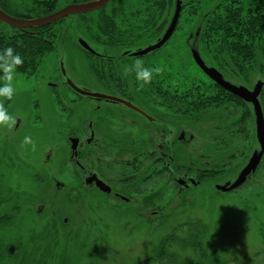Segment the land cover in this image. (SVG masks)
Instances as JSON below:
<instances>
[{
	"label": "rangeland",
	"instance_id": "1",
	"mask_svg": "<svg viewBox=\"0 0 264 264\" xmlns=\"http://www.w3.org/2000/svg\"><path fill=\"white\" fill-rule=\"evenodd\" d=\"M70 1L59 4H75ZM225 1L182 0L174 35L162 48L143 57L124 59L125 54L143 50L163 37L176 0L172 9L160 10L143 0H112L101 10L55 23V49L36 56L34 70H17L16 94L11 100L0 98L17 119L13 130L0 128V264H264L259 255L264 249V159L257 173L238 190L224 193L216 188L233 182L260 150L252 105L242 107L230 99L228 106L221 104L212 111L195 104L196 98L214 91L216 85L197 66L195 51L208 67L222 60L226 74L222 75L233 84L253 91L259 81L264 82L260 69L264 52L244 77L226 69V55L217 60L211 52L205 16L212 21V11ZM0 30H5L3 25ZM81 40L103 56L109 53L110 64L108 58L89 55ZM137 58L146 67L163 69L143 89L134 72L124 73L125 66ZM67 79L93 91L131 99L155 122L150 126L138 113L123 114L121 106L77 95L68 88ZM164 90L166 96L161 95ZM259 100L264 110V87ZM246 108L252 109V116L243 126L234 127ZM194 109L197 119L186 115ZM127 113L137 124L152 128L148 137L134 136L138 141L133 144L150 147L162 128L168 130L169 138L178 127L184 129L188 140L168 147L172 149L170 165L179 157L184 173L196 171L193 178L198 184L179 188L175 178L182 174L169 175L166 180L155 161L140 157L139 151L131 161L134 171L119 172L126 165L120 159L111 162L109 151L104 150L101 159L89 156L88 167L120 184L118 189L130 197V203L87 187L81 170L71 161L70 138L86 141L88 123L103 124V145L125 152L122 159L127 163L129 151L115 145V136L124 135ZM136 132L133 128L132 134ZM26 135L36 141L37 151L29 148L22 155L20 145ZM230 146L236 150L235 158L228 154L233 150ZM219 148L221 159L214 154ZM241 155L247 159L240 169ZM215 157L225 168L222 175H202L214 166ZM126 176L134 177L131 186L121 181Z\"/></svg>",
	"mask_w": 264,
	"mask_h": 264
},
{
	"label": "trees",
	"instance_id": "2",
	"mask_svg": "<svg viewBox=\"0 0 264 264\" xmlns=\"http://www.w3.org/2000/svg\"><path fill=\"white\" fill-rule=\"evenodd\" d=\"M62 1L64 2L65 0H29L31 4H27L25 0H0V9L16 18L35 19L60 10L65 6L59 4ZM91 1L94 0H71L69 3L80 4ZM143 1L151 3L150 5L157 7L158 10L167 6L172 9V2H174V0H158V2H155V0ZM205 17L208 24V45L210 46L212 54L216 56L217 60H220L219 57L221 56H227L226 69L231 68L234 73L241 77L250 75V70L253 69V65L257 64L259 53L261 51L264 52V0H227L212 11V21L211 19L208 20L209 16ZM0 25H3L5 28V30H0V49L12 47L24 58L23 66L17 69L19 72L27 73L34 70L36 67V60L34 58L55 49V27L57 25L55 23L47 27L25 30L2 22H0ZM216 34L217 37H215ZM222 66L223 61L220 60L213 67L225 76L226 74ZM260 69L264 73V65H261ZM0 86H2V80H0ZM214 86V91L205 93L203 97L195 99L197 107L200 106L203 108L202 110L212 109L213 111L221 104L228 106L230 102L239 104L242 107L247 106V104L250 105L233 93L223 89L218 84ZM251 110L249 108L243 109L240 115L242 118L238 119L234 127L237 126L239 128L238 124L243 126L247 123L249 117L252 116ZM222 144L228 145L227 140H222ZM230 148L233 147L230 146ZM220 149L218 151L215 150L214 154L220 155ZM235 153L236 150L234 148L233 150L229 149L228 154L231 158H235ZM243 156L241 155V157ZM217 158L221 159L223 157L220 155ZM245 158H242V163L239 165L240 169L247 159ZM213 160L214 166L202 172V175H210L212 178L222 175L225 169L221 166L223 163L217 161L216 157ZM199 176L201 175L199 174ZM237 177L232 178V180L234 181ZM259 255L264 257V249Z\"/></svg>",
	"mask_w": 264,
	"mask_h": 264
},
{
	"label": "flooded vegetation",
	"instance_id": "3",
	"mask_svg": "<svg viewBox=\"0 0 264 264\" xmlns=\"http://www.w3.org/2000/svg\"><path fill=\"white\" fill-rule=\"evenodd\" d=\"M87 44L90 46V48H92V50L94 51L93 53H91L90 51L86 50L85 48H83L89 55L94 56L95 58L101 59V60H105L107 59V64H110V59H112L108 54V57L101 55L92 45H90L88 42ZM104 50H107L106 48H104ZM107 52V51H106ZM124 59L126 58H134V56H132V53H128L124 55ZM110 67L112 65H109ZM108 68V66H107ZM111 70V68L109 69ZM119 71V70H117ZM109 73V71H108ZM65 72L63 73V76L65 77ZM100 75H106V73H100ZM226 78V77H225ZM227 79V78H226ZM69 82H72L77 88H79L82 91H85L86 93H89V95H83L80 94L74 87L71 86V84ZM66 84L68 86V88H70L73 92H75L77 95H80L82 97H89L90 99H95L97 101H105L108 105H112L115 107L121 106L123 109H120V113L125 114L126 112H133V114L137 115V113L144 117L143 119L145 120V118L148 121V124L151 126V124H153L155 122V118L150 115L149 113L146 112L145 109H141L138 104L134 103L133 100L128 99V98H123L121 96H119V94H112V93H106V92H98V91H93L89 88H86L80 84H77L75 82H73V80L71 79H67L66 80ZM236 85H242V84H237L234 83ZM167 90H164L163 93L161 95L166 96ZM95 95H103L106 97H110V98H117L120 99L122 101L131 103V106H128V104L125 103H121V102H116L113 101L111 99H106V98H98ZM124 106V107H123ZM185 107V105H184ZM253 108V106H252ZM127 109V110H126ZM197 109V107H196ZM98 110V109H97ZM119 111V110H118ZM117 111V112H118ZM253 113H254V108H253ZM128 114L125 117L124 120V126L122 131H124V135H116L115 139V145L119 146L121 150H128V155H130L131 159L125 163L123 162L124 159H122L125 155V152H122L120 150H118L116 148V150H114L112 147L110 146H104L103 145V137H104V130H103V124L101 125H97L95 124V122L90 121L88 123V127H87V137H86V141L81 140V137H71L70 138V142H71V147H72V156H71V161L75 162V164L79 167V169L81 170L83 177L85 179V184L87 187H89L90 189H94L96 188L98 191H100L101 193L107 195V196H111L114 195V197L116 199H120L125 203H130V197L123 194L121 192V190L118 189V186L120 184H114L112 181H109L108 179H106V176H104L101 172L98 171H93L91 169H89L88 167V163L89 162V156L92 158H97V159H101L102 158V154L104 152V150L109 151V158L111 159V162H113L112 160H115L116 162H118V159H120V163L126 165L125 168H119V172H125L128 169L133 170L134 168L132 167V163L131 161L136 160V156H137V151H139L138 155H140V157H147L150 158V161H155L156 167H160V174L161 176L165 177V179L167 180L169 175H183L180 176L178 178H175L176 184L179 186V188L181 187V189H188L190 187V183L192 185L198 184L196 183V180L193 178L195 172H187L184 173V168L182 165L179 164V157L176 156V160L174 158V165H170V163L172 162V152L169 151L172 149H168V147L170 145L173 144H184L187 140H188V135H186L185 130L182 129L181 131H179V127L178 129H176V135H173V133H170V138L168 137V130L166 128H162V130L159 132V135H157L158 132H156V139H154V141H156L153 145H150V147L147 146H143V145H137V144H133V142L138 141L135 137H137L138 139L142 138L143 136L148 137L150 134H152V128H148L145 127V125L143 124H137L135 118H131L130 114ZM188 117L192 118V119H197L198 114L195 111V109L193 110V112H188L186 114ZM182 116H184V111H182ZM255 116V114H254ZM117 122L120 124L122 121V118H117ZM166 119V118H165ZM162 121H165L164 119ZM119 127V126H118ZM183 127V126H180ZM117 128L114 127V130ZM133 128L136 129L138 132H136L134 135L132 134ZM111 133V131L109 132ZM148 135V136H147ZM135 136V137H134ZM191 141H194V135L191 134V136L189 137ZM113 139V137H112ZM114 140V139H113ZM189 140V141H190ZM188 141V142H189ZM101 142V143H100ZM75 148H73L74 144ZM158 144V145H157ZM102 148L103 150H101L100 148ZM137 147H139V149H137ZM150 148V149H149ZM79 150H81L79 152ZM98 150V151H95ZM175 151V150H174ZM178 151H179V147H178ZM178 152H175V155ZM140 159V158H139ZM170 161V162H169ZM175 161H177L178 163H175ZM120 167V164H119ZM134 171V170H133ZM142 172V169L141 171ZM134 177L131 176H126L123 177V180H121L124 185H132V180ZM174 179V177H173ZM101 182L102 184H104L103 186H99L98 183ZM106 185V187H105ZM61 185L58 184V188H60Z\"/></svg>",
	"mask_w": 264,
	"mask_h": 264
},
{
	"label": "water",
	"instance_id": "4",
	"mask_svg": "<svg viewBox=\"0 0 264 264\" xmlns=\"http://www.w3.org/2000/svg\"><path fill=\"white\" fill-rule=\"evenodd\" d=\"M112 0H94L88 3H75L68 5L66 7H63L62 9L51 13L47 16L35 18V19H20L16 17H12L5 13L3 10L0 9V22L16 27L18 29H37L42 28L48 25H52L54 23L59 22L60 20L64 18H68L70 16H76V15H86L89 13L96 12L104 7H106ZM182 13V0H176V9L174 16L172 18L171 24L163 37L159 39V41L151 45L143 50L136 51L132 53V56L134 57H143L146 56L152 52H155L162 48L174 35L177 26L179 24L180 16ZM81 46L85 48L86 50L93 53L94 51L90 46L85 42L81 40ZM193 57L195 59V62L197 66L209 77L211 78L216 84H218L223 89L233 93L240 99L244 100L247 103H250L254 106V113H255V119H256V135L257 140L260 145V150H257L254 152L252 157L250 158L248 164L242 169L237 179L232 183L228 182L225 185H217L216 188L219 191H222L224 193L234 191L238 188H240L243 184H245L248 180V178L255 174L258 168L261 165V162L264 158V112L263 108L261 106L259 96L262 92V89L264 87V82L259 81L253 91L249 90L245 86H238L234 85L231 82L227 81L224 76L213 67H208L200 54L198 52H193ZM72 87H74L80 94L83 95H89V93H86L85 91L80 90L77 88L72 82H69ZM98 98H106L111 99L116 102H121L128 104V106H131V103L122 101L117 98H110L103 95H95ZM76 143L74 144L73 148H75ZM100 184V185H99ZM99 186H103L101 182L98 183ZM106 187V185H105Z\"/></svg>",
	"mask_w": 264,
	"mask_h": 264
},
{
	"label": "clouds",
	"instance_id": "5",
	"mask_svg": "<svg viewBox=\"0 0 264 264\" xmlns=\"http://www.w3.org/2000/svg\"><path fill=\"white\" fill-rule=\"evenodd\" d=\"M24 58L15 51L14 48L8 47L0 49V80L3 81V85L0 86V98L11 100L16 94V88L14 87V80L16 77L17 69L23 66ZM163 69L161 67H146L143 60L137 58L131 66H125V75L129 73H135V79L140 89H143L146 85L151 84L153 76L161 74ZM17 125V119L15 116L10 115L4 106L2 100H0V128H6L9 131L13 130ZM21 154L27 150L32 152L37 151V143L32 139L30 135H26L21 142Z\"/></svg>",
	"mask_w": 264,
	"mask_h": 264
}]
</instances>
